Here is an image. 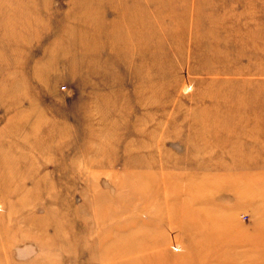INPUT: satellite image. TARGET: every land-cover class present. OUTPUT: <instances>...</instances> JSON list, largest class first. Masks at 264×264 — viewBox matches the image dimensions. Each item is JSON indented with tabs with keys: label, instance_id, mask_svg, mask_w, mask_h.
I'll use <instances>...</instances> for the list:
<instances>
[{
	"label": "rangeland",
	"instance_id": "374dc122",
	"mask_svg": "<svg viewBox=\"0 0 264 264\" xmlns=\"http://www.w3.org/2000/svg\"><path fill=\"white\" fill-rule=\"evenodd\" d=\"M100 232L264 264V0H0V264Z\"/></svg>",
	"mask_w": 264,
	"mask_h": 264
},
{
	"label": "bare ground",
	"instance_id": "6f19581e",
	"mask_svg": "<svg viewBox=\"0 0 264 264\" xmlns=\"http://www.w3.org/2000/svg\"><path fill=\"white\" fill-rule=\"evenodd\" d=\"M95 200L97 201V203L106 202V200L104 198H100V197L96 198ZM95 200H93L94 203H95ZM105 236H107V235H104V232H100V234L97 236V240H98L99 244L101 243L100 245H98L101 248V252L96 257L95 256L91 257L89 259V262L92 260H96L99 262H103V264H162L160 261L154 262L155 260L148 259V257L145 259L139 258L138 256H139L140 252H138V250H134V251L131 250L132 249L131 246L120 245L117 249L115 248V250H110L106 246L108 239ZM220 236L219 235H214V236L212 235V239L215 238L220 243L221 240L224 241V237H225V238L229 239V244H231V242H233V240L230 238V236L227 233H220ZM104 238H106V240L102 241ZM236 242L239 245V244H243L244 240L242 239V240H238ZM208 247H211V249H212L213 243L209 242ZM223 258L224 259L215 258L213 261V264H224L227 261H233V260H230L229 258L226 259V257H223ZM209 263L212 264V260H209ZM175 264H192V262L175 263Z\"/></svg>",
	"mask_w": 264,
	"mask_h": 264
}]
</instances>
